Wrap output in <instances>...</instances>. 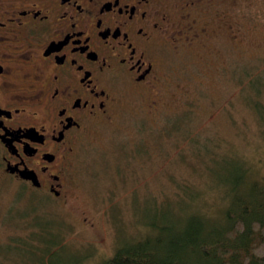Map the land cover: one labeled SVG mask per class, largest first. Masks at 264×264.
<instances>
[{
	"label": "rangeland",
	"instance_id": "1",
	"mask_svg": "<svg viewBox=\"0 0 264 264\" xmlns=\"http://www.w3.org/2000/svg\"><path fill=\"white\" fill-rule=\"evenodd\" d=\"M217 3L194 18L205 30L190 43H166L154 88L121 93L95 125L65 196L0 173V264H100L122 243L169 240L198 213L206 236L228 189L264 177V0Z\"/></svg>",
	"mask_w": 264,
	"mask_h": 264
},
{
	"label": "flooded vegetation",
	"instance_id": "2",
	"mask_svg": "<svg viewBox=\"0 0 264 264\" xmlns=\"http://www.w3.org/2000/svg\"><path fill=\"white\" fill-rule=\"evenodd\" d=\"M217 6V0H0L2 176L65 196L78 147L95 125L112 117L121 93L150 92L163 76L166 43H190L205 30L194 18Z\"/></svg>",
	"mask_w": 264,
	"mask_h": 264
},
{
	"label": "trees",
	"instance_id": "3",
	"mask_svg": "<svg viewBox=\"0 0 264 264\" xmlns=\"http://www.w3.org/2000/svg\"><path fill=\"white\" fill-rule=\"evenodd\" d=\"M179 122V118L173 119L174 130ZM240 170L246 176L243 168ZM237 182L236 186L244 184ZM228 190L233 197L222 223L211 228L208 235L201 234L202 226L196 221L201 214L197 212L200 217L193 216L196 219L183 232L167 230L172 233L169 240L146 236L122 243L100 264H264V177L253 179L251 189ZM52 243L57 242L52 239L44 248L48 254ZM58 260L50 264H58Z\"/></svg>",
	"mask_w": 264,
	"mask_h": 264
},
{
	"label": "water",
	"instance_id": "4",
	"mask_svg": "<svg viewBox=\"0 0 264 264\" xmlns=\"http://www.w3.org/2000/svg\"><path fill=\"white\" fill-rule=\"evenodd\" d=\"M27 176H28V175H26L25 177H27ZM29 177H30V178H32V179H33V181H34V178H33L32 176H30V175H29Z\"/></svg>",
	"mask_w": 264,
	"mask_h": 264
}]
</instances>
